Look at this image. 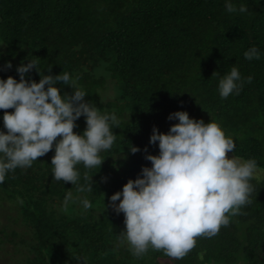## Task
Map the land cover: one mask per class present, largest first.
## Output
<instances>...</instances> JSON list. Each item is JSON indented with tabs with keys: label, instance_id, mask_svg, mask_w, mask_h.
<instances>
[{
	"label": "trees",
	"instance_id": "16d2710c",
	"mask_svg": "<svg viewBox=\"0 0 264 264\" xmlns=\"http://www.w3.org/2000/svg\"><path fill=\"white\" fill-rule=\"evenodd\" d=\"M232 3L248 10L229 13L225 0H0V79L19 80L16 67L33 57L41 75L69 73L86 91L85 101L116 117L115 125L109 122L114 143L100 153L99 168L75 166L77 184L53 180L54 149L6 174L0 245L17 239L24 264H77L72 256L78 264H264V175L250 180V203L239 214L227 213L228 225L215 236L197 237L181 259L151 247L133 255L119 239L123 213L108 200L141 166H150L145 150L158 153L149 144L152 127L167 132L176 122L168 114L176 110L216 122L234 139L230 154L255 159L264 170V0ZM250 47L260 59L244 58ZM233 66L252 80L239 94L221 98L212 73L223 76ZM37 71L25 79L38 81ZM56 86L61 94L73 91ZM75 125L74 132L83 131V115ZM0 130L6 131L2 121ZM129 144L140 150L130 152ZM85 174L91 175L90 193L77 190L87 183ZM69 193L73 199L65 202ZM82 198L90 201L87 210Z\"/></svg>",
	"mask_w": 264,
	"mask_h": 264
},
{
	"label": "clouds",
	"instance_id": "9594fccd",
	"mask_svg": "<svg viewBox=\"0 0 264 264\" xmlns=\"http://www.w3.org/2000/svg\"><path fill=\"white\" fill-rule=\"evenodd\" d=\"M225 10L244 13L248 9L225 0ZM243 56L260 59V52L250 47ZM37 63L29 57L27 63L16 67L19 80L11 75L0 79V109L5 110L0 121L6 129L0 130V183L7 173L31 167L38 157L54 149L50 162L53 180L77 184L80 174L75 166L83 163L88 169L99 168L105 158L100 153L114 143L116 117L101 114L94 103L85 101L86 91L69 73L41 75ZM5 67L12 65L5 62ZM32 69L40 75L38 81L25 79ZM213 74L219 77L221 98L239 94L243 84L252 80L251 76L242 79L235 66L223 76ZM57 82L69 85L71 95L61 94ZM10 108L11 112L6 111ZM82 115L85 128L74 132L75 121ZM167 119L176 120L167 132L152 127L149 144H156L158 153L145 150L150 166H141L135 179L129 178L108 197L109 206L123 213L124 230L119 239L126 241L137 257L151 247L181 259L195 246L197 237L215 236L221 226L228 225L227 213L239 214L250 203L256 160L226 156L235 149L234 139L212 120L205 123L184 110L169 113ZM128 148L132 153L140 150L131 144ZM90 176L84 175L87 183L77 189L79 192H92ZM71 199L69 193L65 202ZM79 202L85 210L90 207L87 198ZM72 257L78 264L79 257Z\"/></svg>",
	"mask_w": 264,
	"mask_h": 264
},
{
	"label": "rangeland",
	"instance_id": "374dc122",
	"mask_svg": "<svg viewBox=\"0 0 264 264\" xmlns=\"http://www.w3.org/2000/svg\"><path fill=\"white\" fill-rule=\"evenodd\" d=\"M226 156H231L230 153H226ZM264 170L261 171V169L259 170L256 169L254 175L256 176H263L264 175ZM4 208H0V219H4ZM0 247L3 249H0V259H2V264H24L23 263V253L22 252H18V251H24L23 246L19 245L17 242V239H15V241L13 242H5L4 244L0 245ZM18 248V250H17ZM8 252V253H6ZM6 253V254H4Z\"/></svg>",
	"mask_w": 264,
	"mask_h": 264
}]
</instances>
